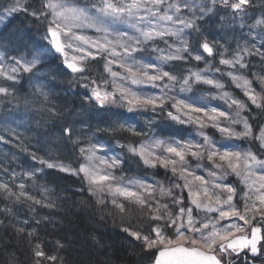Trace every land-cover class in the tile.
<instances>
[{
	"label": "bare ground",
	"instance_id": "bare-ground-1",
	"mask_svg": "<svg viewBox=\"0 0 264 264\" xmlns=\"http://www.w3.org/2000/svg\"><path fill=\"white\" fill-rule=\"evenodd\" d=\"M205 1L214 11V1ZM247 1L250 5V8L242 15L240 9V2H242V0H223L224 5H227L229 12L235 19L239 20L238 24H236V26L233 27L229 32L232 33L234 28H238L239 31L243 33V36L246 35V41L249 42L252 38L257 39L258 44L253 45V47H256L259 51L264 53V30L260 34L256 29L258 21L260 19H264V2L260 3V5H256L253 0ZM78 2L79 0L75 1L68 7H62L63 13L66 15H72V12L79 11L83 14L84 18L87 17L88 19L94 17V26L96 28L99 26H104L105 24H110L112 28L114 27L116 29L114 31L119 32L120 36H124L125 34H134L137 32H172L177 38L178 43L181 44L188 40L186 36L187 28H175L176 23H169L168 15L170 14L171 10L174 9L171 6L175 3L173 0H100L90 3V5H85ZM124 2L130 3L131 8H135V3L139 2L143 9H140L141 13L139 15H133L132 11L127 8ZM34 5L36 6L37 24L40 35L38 33L34 35L35 38L33 39V43H35L36 47L41 45H60L61 41L63 42L65 38H62V36L60 37L59 32L55 30L50 32L49 27H51V25L42 21L41 17L44 15V4L38 0L34 2ZM193 5L194 8L205 9L204 0H193ZM31 17L32 13L27 14L28 19ZM6 28V26L0 25V33L5 31ZM253 31H256V35H250V32ZM54 33L57 34L55 38ZM109 33H113V30H111ZM227 34H221V39H224L223 37H226L225 35ZM5 38L8 39L9 36H5ZM48 38L50 41H48ZM233 39H236V37L234 36ZM9 42V47L11 48L13 57H19L21 53L20 51H23L22 55L25 56L29 53V51H26L27 48L24 49L15 40H10ZM250 43L251 42L248 44ZM229 50L235 53L241 52L238 47H230ZM232 58L233 55L228 52L227 49L224 50L223 59L218 60L214 64L216 68L219 69V71H213L210 75H208V80L213 83L212 85L215 87V90L217 89L216 93H211L213 91L209 87H206V89L202 88V90L193 89L189 91V100H194L198 96H211L212 100L216 101L220 98L225 104H228L230 99H236L231 105H225L224 108H221L220 110L222 112L225 109V115H227V118H223V120L226 119L228 121V119L235 118L224 124H227V127H229L231 131L236 132L238 124H240V122H244L247 125V130L250 132L253 139L251 141L243 140L240 139L236 134L232 137H228L219 134L213 128H205L202 133L208 134L210 140L213 139L212 142L209 143L208 141H205L204 145H206V150H204L201 155L190 156L187 162L189 166H191L193 162H199L198 164H201L203 167L205 163L206 167L210 169V173H212L213 170L222 172L230 171L236 176L234 182L230 183V186L237 193L241 194L243 192V187L256 188L258 193V198L256 200L261 201L264 199V179L258 176L259 171L257 170L259 169L256 164L251 161L246 165L245 169L252 175V177L249 178L247 175L243 174L244 169L242 167L232 168L231 163H227V157L229 154L235 153L236 157L240 158L242 156V150L246 148H258L259 143L264 148V100L262 101L259 99H253L251 96L238 99V97L245 94L246 90L256 89L264 92V55L261 57L259 62L260 69L258 68V65H251L249 63L243 64V62L232 61ZM134 60L138 62V57H134ZM104 62L105 61H102V65ZM106 62L111 64L109 57L106 58ZM109 68H111V65L105 67V69ZM35 69L36 68L33 66L29 67L28 73L26 75L24 73H19L16 75L12 74L13 76L23 80L20 85H13L11 79L8 77L6 78L5 75L0 76V87L7 93H10L13 90L12 95L9 97L7 108L15 118H13L10 123H0V148H5L7 154L14 156V158H12L9 163H0V179L8 186H0V230H3L2 228L7 226L15 227V224L20 216V219H30V216L26 215L30 213L26 212L14 219L15 222L12 221V217L10 216H16L21 211H25V205H28L29 203H39L40 206H42L40 197L43 198V195L41 191L47 189V187L42 183V180H45L47 177L61 180L58 174L70 176L68 177L69 179L65 181V183L69 186V189L67 190V195L69 196L75 195L73 190L75 187L74 178H76L78 183L81 182L83 187L80 190L87 194V198L90 201L94 200L96 205L103 207L99 212V214L103 215L102 218H105L107 208L114 207L116 210L125 208V210H128L130 214L134 215L141 221L144 220V217L139 214L141 212L138 213L136 211L140 210V204L134 196L132 197L130 193H126L124 189L128 188L132 183L135 186H138V189L140 190V183L138 181L141 179L147 180L150 182V184L152 183L155 186H160V180L154 178V175L151 173H142L139 170L140 166L155 171L161 175H167V172H169L179 176L180 178L191 179L185 174L187 164L184 162H176L178 166L170 163L169 161L162 162V164L160 162H153L152 152L149 150L147 144L144 143V136L146 135V132L143 130L142 126H138L132 130V134L136 141L128 142L131 145L125 150L126 153L123 157L119 152H110L113 159L120 162L121 165L118 166L117 164H113L112 167H104V169L101 170L103 171L102 183H97L96 180L91 179V177L87 175L81 174V172L76 174V171L79 169V165L86 158V155H89L94 149H96L98 140H114L112 135L102 134V128L99 121V116L101 114L107 113L112 117L130 120L138 115H141L142 117H148L153 113V111L159 110L160 107H144L139 104H132V102L129 100L114 101L115 99L119 98L120 95L114 97L112 100L97 102L95 99H98L97 96L99 94H97V92L99 90L94 93L92 92V87L83 86V84L78 81L77 92L81 95L80 97L82 99L78 101L77 104L82 107V117L79 115L73 116L68 123V129L66 128L63 131L64 133H61L60 118H63V116L65 117L64 114L63 116H52L53 110L50 111L49 109L43 110L42 108H34V120H36L40 115L43 118L48 119V121L49 118H51V121L47 123L46 120L39 119L38 123H33L27 118L26 112L20 111L21 104L38 105L41 102L38 99L39 97L33 84L34 79L40 75L36 71L37 69ZM227 77L228 79L232 80L228 83V85L226 83L222 84L220 79H225ZM118 78L123 83L125 90H129L130 86H132L133 90L144 99H148V97L153 94V91L149 90L153 88L151 85L147 84L145 88V85L142 81L138 82L136 79H128L127 75H121L118 76ZM110 79H113V76H111ZM54 82L55 81L48 79L46 86L49 87ZM166 88V90L159 94L160 97L157 99H164L162 103L165 104V106L163 107L168 108L167 105L178 103L180 100V95H182L183 91L178 89V87H172L171 85H166ZM224 90H227L228 94L223 95ZM217 94L220 96H217ZM154 101H156V99ZM45 103L49 104L50 102L45 101ZM55 104L59 106V104ZM51 107H53V104ZM48 113L50 114V117H48ZM167 113L171 114L173 112L169 110ZM170 114L165 120V123H167L170 128L161 125L159 122H157L158 120H156L153 125L163 134L175 136L178 135V133L172 129L177 127L178 124L176 123V120L170 117ZM44 122L45 124L43 126H45L46 129H52L56 135L58 134V138L60 139L68 138L69 134L74 136L70 143H68V141L61 142L60 149H62V151H60V153L69 154L70 157L68 159L65 157L55 156L54 154H49L43 150L42 147H46L48 144L43 143L41 137L42 133H40L41 129H43L40 124ZM79 122L81 123L80 125ZM224 124L222 122H217L215 125H217L216 128L219 129L224 126ZM190 127L194 129L193 126ZM16 130H18L20 134L17 137H12L16 136ZM257 133L258 137L255 139ZM180 135H182V138L186 141L189 137L194 135V131L185 130L183 134ZM75 136H77V138H75ZM232 139L234 141V149L230 147ZM210 159L212 160L211 166L209 165ZM35 160L40 163L41 169L43 170L35 171L32 169L30 164ZM123 160H133L136 162V164L133 168L130 167V169L125 170L122 167L124 162ZM132 169L134 171H131ZM19 174H24L23 181L20 180ZM217 174L220 179L223 180L218 172ZM256 181H261L262 184L257 186ZM104 182H108L110 185L106 186V183ZM121 182H125L123 185L124 188H118L116 191V186L113 184L118 183L119 185ZM210 183L214 184L213 181H210ZM101 184L103 187H100ZM191 187L193 189H191L193 192L192 197L200 198L201 191L199 183H195L194 185L191 184ZM220 192L224 196L227 194L224 189H220ZM150 193L155 194L156 192L154 193L152 190ZM174 194H176L180 201H183L184 196L183 193H181V190H177V192H171L170 195ZM163 196L166 195L163 194ZM58 197L61 198L62 196L59 195ZM43 203H45V200H43ZM250 203L252 202H248V205H245L242 208V211L250 209L252 205ZM224 204L227 205V201H225ZM193 205L198 206V203L195 201ZM132 206L136 210L133 209ZM237 206L239 209L238 204ZM189 209L190 206L183 207L184 212L188 211ZM223 211L224 209L222 206H215L211 201H208L206 202V206L203 208L198 220H196V222L199 224L184 226L183 230H180L179 227L176 226L174 234H184L190 239L192 237L199 238L200 240L204 235H211L212 238L210 240H206V242L214 248L216 246L215 236H220V234L213 232L212 229L204 228L216 225L217 223L213 222V220ZM221 218L226 219L224 216H221ZM155 219L158 220V217ZM26 222L30 223L28 220ZM243 224H249L250 227L260 229L262 226H264V220L252 219L243 222L242 225ZM250 227H247L248 231H250ZM151 228H153V225ZM230 228L231 227L228 229ZM230 230H232V228ZM158 233L162 232L158 231ZM136 234L140 233L138 232ZM259 234L260 237L257 240L264 242V230H259ZM162 236L165 237L164 235ZM235 240L236 238L231 236L229 237L228 243L232 245V242H235ZM32 244V241L26 243V247L31 251ZM183 247L186 250L196 248L205 253L213 254L214 259L220 264L229 262H231V264H235V262L239 264H249L250 258L252 257L254 251L253 245H248L247 247L239 245L234 247L232 248V250H234L231 254L232 259L229 261L221 258V248H218L217 246L210 251L196 245ZM165 248L169 247H160V249L163 250ZM247 248L252 249V251H247ZM34 251V259L41 260L45 258L40 245L36 244L34 246ZM191 252H193V250H191L190 253ZM178 254L183 256L186 254V251H179ZM169 259L173 261V259L178 258L163 256L158 258V262H154L155 259L152 262L151 259L149 261L150 263L148 262L145 264H158L159 262ZM7 264H10V262H7Z\"/></svg>",
	"mask_w": 264,
	"mask_h": 264
},
{
	"label": "trees",
	"instance_id": "trees-1",
	"mask_svg": "<svg viewBox=\"0 0 264 264\" xmlns=\"http://www.w3.org/2000/svg\"><path fill=\"white\" fill-rule=\"evenodd\" d=\"M96 1L87 0V3L90 4ZM232 16L227 7L216 9L214 14L207 15L204 19L199 20L194 28L196 32L191 34V40L189 41L194 46L204 41H209L215 49L219 48L220 50L226 45L235 47L239 44L243 33L238 28H234L232 33L229 32L236 25L231 21ZM21 21H13L7 26L8 30L13 33L12 40H15L24 49L27 48L26 51L36 52L39 48L33 43V39L36 33L39 34L38 24L33 19H22ZM221 34L227 35L223 37L224 39H221ZM234 36L236 39L240 38L236 40L233 39ZM263 55V52H261V55L256 52L250 57L249 64L258 65L260 69L259 62ZM87 60L85 67L89 72L98 73L103 71L102 58ZM172 67L177 69L178 65L173 63ZM45 69L49 73L45 77V91L48 95L45 92V98L38 96L41 101L38 105L21 104L20 111L26 112L27 118L33 123H38L39 119L46 120L47 123L51 121V118L48 121V119L40 115L34 120V108L53 110L52 116H63L64 114L65 117L60 118L61 133H64L63 131L66 128L68 129V123L73 116L79 115L82 117V107L77 104L80 100L77 92V81L72 75L69 76V73L60 65L57 59L47 62ZM88 70H86V79L90 77ZM48 79L55 81L49 87L46 86ZM76 92L78 98L71 94ZM45 101L50 103L47 104ZM55 103L59 104V106ZM52 104L53 107H51ZM7 115L8 118L13 120L12 114L9 113ZM48 115L50 117L49 113ZM125 120L112 117L107 113L101 114L99 121L102 134L112 135L114 140L118 139L122 144L136 141L129 127L131 123ZM159 123L163 126L168 125L162 121H159ZM44 124L45 122L40 124L43 127L40 133H42L43 143L48 144L46 147H42L43 150L49 154L68 159L70 157L69 154L60 153L62 151L60 149L61 142L68 141L70 143L74 136L69 134L68 138L60 139L58 134L56 135L52 129H46L43 126ZM151 126L155 127L154 125ZM174 130L180 134L178 128L174 127ZM114 140L106 141L112 142ZM118 149L123 157L126 153L125 149L122 147H118ZM12 158H14L13 155L7 154L6 149L1 148L0 163H9ZM34 162H37V160ZM135 164L136 162L133 160H126L123 162L122 167L127 170L130 167L133 168ZM30 165L33 169V164L31 163ZM139 170L142 173H151L154 178L160 180V186H153L144 190L138 189V195L142 199L143 205L140 206V210H136L133 206L132 208L138 213H142H139L144 217L142 221L130 214L125 208L116 210L114 207L107 208V206L106 216L102 218L103 215L99 214V212L103 207L96 205L94 200L90 201L87 198V194L80 190L83 187L81 182L78 183L76 178H74V196L67 195L69 186L65 181L70 176L58 174L61 180L51 177L42 180V183L47 187V189L41 191V193L43 192V198L40 197L42 206L39 203H29L25 205V211H21L18 215H8L15 222L14 219L18 218L22 213H30L26 214L30 216V219H27L30 223H27L24 218L20 219V216L15 227L7 226L0 230V264H7V262H10V264L148 263L153 258L156 249H150L145 242L139 238H134L132 234L139 232L150 240H154V235L151 233L153 225L154 229L164 232L166 237L175 238L174 230L178 225L172 221L174 217L177 218L183 213V207L187 205V196L183 194L184 200L180 204L171 203L169 199H165L163 194L167 196L171 192H177L174 186L176 182L172 180L175 175L169 172H167V175H161L141 166ZM131 171L134 170L132 169ZM152 190L156 193H150ZM59 195L62 197L59 198ZM43 200H45V203H43ZM187 214H192V217L196 216V208L186 211L184 216ZM156 217H158V220L155 219ZM190 222L189 220L188 223ZM31 241L33 243V252L26 247V243ZM36 244L41 246L45 255V258L41 260L34 259V246Z\"/></svg>",
	"mask_w": 264,
	"mask_h": 264
},
{
	"label": "rangeland",
	"instance_id": "rangeland-1",
	"mask_svg": "<svg viewBox=\"0 0 264 264\" xmlns=\"http://www.w3.org/2000/svg\"><path fill=\"white\" fill-rule=\"evenodd\" d=\"M23 3H24L23 0H9L8 4L10 5L11 9L9 10V12H7V14L10 13L11 15V13H15L23 10ZM124 4L127 6V8H129L132 11L133 15H139L141 13L140 9H143V7L139 4V2L135 3V8H131L130 3L128 2H124ZM43 7H44L43 10L44 15L41 17L42 21L47 22L51 25V27H49L50 32H53V30H55L59 32L60 37L62 36V38L63 37L65 38L63 42L61 41L62 46L60 47V50H62L64 52V55H66L65 56L66 58L64 57V60H67L69 58L70 60L68 63L71 62L74 64L72 67L83 66L86 60L91 59L92 58L91 56H94L95 53H99L100 55L104 56L105 60L106 57H109L112 60V64L105 63V65H103L102 72L94 73L88 71L90 73V77L82 81L83 84H90L91 86H93L92 92L95 93L96 91L99 90L97 92V94H99L97 96L98 99L94 98L97 102H104V100L105 101L112 100L114 97L120 95V97L115 99L114 101L129 100V101H133L134 104H149V106H159L160 110H162V108H165L163 107L165 106V104L162 103L164 99H157L160 97L159 94L161 93L160 91H158V89H155L153 94H151L148 97V99H144L136 91L133 90L132 86H130L129 89L130 92L128 89L125 90L123 83L118 78V76L127 75L128 79H130L131 77L130 72H133L135 76H142L145 78H156L157 77L156 74L150 71L151 67L156 66L153 59H145V60L138 59L137 62L136 60H134L135 56L133 53L129 54L128 52L120 49L119 40L121 39V36L119 35V32L114 31L116 29L114 27L112 28L110 24H105L104 26H99L100 28L99 27L96 28L94 26V20H95L94 17L87 19V17L84 18L80 16L81 15L80 13L75 15L73 14L66 15L63 14V11L61 12L60 10L59 12H56V10L58 9L55 8L49 2V0L48 3L45 4ZM28 10L29 8H26L25 11L28 12ZM32 16L37 18L35 14H32ZM111 30H113V33H109L111 32ZM141 34H142L141 32L131 34V36L128 37L127 39L129 42H132L134 36L138 39L141 36ZM253 34L256 35V31L250 32V35ZM48 41H50L49 38ZM252 41H255V39L252 38L251 41H249L252 43V45L251 43L248 44L249 43L248 41H243V43L238 44L241 52L248 51L251 54V51L253 50L252 48L253 43L254 45L257 44V42H252ZM131 46L132 44L130 45L125 44L122 47H125L124 49L128 50L127 48H130ZM231 53L233 55V58H235V61L244 59V56L241 55V53L240 54L235 52H231ZM45 54L50 55L49 53H45ZM119 54L124 55L122 59H119L120 57ZM71 57L76 62H74ZM34 59H36V61L37 60L40 61L42 57L41 55H36ZM82 59L83 61L80 64ZM119 60L122 61V64L116 63ZM31 63L32 61H26V60H15L11 62L10 60L1 61L0 58V76L5 75L6 78L7 77L10 78L14 85L16 82L19 81V79L16 77V80H14L15 78L12 79V76L10 75L11 74L16 75V73L26 74L27 71L29 70V67L31 66ZM110 65H112L111 68L105 69V67H108ZM117 66H119L120 68H117ZM157 69L160 71L159 67H157ZM82 71H84V69H81L79 72ZM111 76H113V79H110ZM81 80L82 78L79 79V81ZM227 80L228 78L226 79L225 82H227ZM202 82L205 83L204 86H206V84L213 86L212 85L213 83H210L209 81L202 80ZM157 84H158L157 82H154L152 85L156 86ZM185 84L186 85L183 86V88L185 87V89L182 95H180V100L178 101V103L167 105L168 111L171 110V112L173 113L170 114L166 112L165 115L169 116L170 114L171 117L173 114L174 120L180 121L183 124L188 125L189 127L193 126L194 135L192 137H189L185 142H183L180 139H177V141L175 142H168L167 139H160L159 136H150L147 140H145V142L149 150L152 152L153 162L154 161L165 162L173 156L182 158L192 152H195L196 147L194 146L195 144L194 142L197 143V146L201 145L202 141L198 138L201 136L200 133L203 132L205 128H216L217 125L215 124L217 122H222L224 124L235 119V118L228 119V121L226 119L223 120V118H227V115H225V109L222 112L213 111L217 107V105L213 102L211 96H204V97L198 96L194 100H189V94H190L189 91L191 89L190 77L188 80H185ZM187 84H189V87L187 86ZM192 86L202 88L201 86L197 85L195 82L192 83ZM71 94L74 95L76 98L81 96L79 94V96L77 97V92ZM9 96H10L9 93L0 90L1 100L8 99ZM248 96H251L254 99H259L262 101L264 100L261 99L264 96L263 92L261 90H256V89L246 90L245 94L241 95L240 98L238 99H243L244 97H248ZM155 99L156 101H154ZM146 101H148L149 103ZM0 113L3 114L10 113V111L6 107H4V105L1 102H0ZM156 119L151 120V123L155 122ZM11 120H12L11 118H6L4 121L10 123ZM224 126L226 127L227 124L226 125L224 124ZM229 131L230 129L227 128L225 130V133H229ZM109 149L110 148H107L106 146L102 145V143H97L96 149H94L89 155H86V158L80 164L82 165L80 169L81 174L91 177V179L96 180L97 183H102L103 171L101 170H103L104 167H112V165L114 164L113 157L111 156L110 152L107 151ZM251 155L252 154H247V152L243 151L242 157L245 156L244 158L239 159L236 162L234 161L233 157H228L227 161L231 160V162L234 163L232 168H238L240 160L242 166H244L245 161L249 157H251ZM257 171H259L258 176L264 179L263 169L259 168V170ZM214 173L215 172H212V175H214ZM244 175H247L249 178L252 177V175L247 170L244 172ZM193 177L194 179L192 180L183 178L181 180V187L178 188V190H181V193L187 196V200L192 204L195 202V199L191 197L193 193L192 192L193 189L192 190L189 189L188 183H191L193 185L195 183H199L201 192L204 190L207 183V178L200 176H193ZM208 179L211 178L208 177ZM214 180L220 183L221 179L217 177L216 179H212L211 181ZM104 183H106V186L110 185L108 182H104ZM124 183L121 182L119 185L118 183L113 184L114 186H116L115 187L116 191L118 190V188L120 189L121 187H123ZM260 184H262L261 181H256L257 186H259ZM208 185H211V183L209 182ZM0 186L8 187L7 184H5V182L3 183L1 181V179H0ZM100 187H103L102 184ZM135 187L136 186L131 183L128 188L124 189V191L126 193H130L132 197L134 196L137 199L140 206H142L143 201L138 195L139 193ZM244 188L246 189L245 190L243 189V192L241 193L243 199H241L239 204L237 200L238 197L234 198L235 204H233L232 200L229 198L230 195L226 194L225 196L227 198L225 200L227 201V205H225L224 202L223 204L227 206V209H229L228 213H226L224 216L228 221H226L222 225L225 231L220 230L217 224L220 234H224L225 236H227L224 237L222 241L229 238L232 235L244 234L242 233V231L246 230L247 227H250V225L249 224L242 225L243 222L252 219L264 220V199L261 201L256 200L258 198V193L255 192L256 188H251V187H244ZM169 196H175L176 199L179 200L176 194ZM218 200H219L218 198L212 196L211 202L214 205H218ZM248 202H252L250 203L252 204L250 209L242 211V208L245 205H248L247 204ZM237 204L239 205V209ZM189 217H191V215ZM239 220L242 222L241 224L240 222H238ZM194 223H197L195 219H193V221L188 224H194ZM229 227H231L232 230H230L231 228L228 229ZM263 228L264 226H262L260 229L263 230ZM132 236L136 239L139 238L141 241L145 242L150 249H160V247H170L171 245H175V244H184L186 246L196 245L208 251L216 247L215 246L213 248L212 246H210V244H207L206 242L195 244L197 242H193V241H201V240L199 238H197L198 240H196L192 237L190 239L187 235H183L182 237H178V238H169L166 236L165 237L160 236L159 233L157 232L156 236H154V238L156 239L154 240H147L148 237H144L141 234L133 233ZM247 250H250V248H247ZM231 253L233 252H228V253L226 252L224 258L227 256L230 257ZM221 257L223 258V256ZM225 264H229V263H225Z\"/></svg>",
	"mask_w": 264,
	"mask_h": 264
},
{
	"label": "water",
	"instance_id": "water-1",
	"mask_svg": "<svg viewBox=\"0 0 264 264\" xmlns=\"http://www.w3.org/2000/svg\"><path fill=\"white\" fill-rule=\"evenodd\" d=\"M240 238H236L235 242H232L233 244L238 242ZM243 239H241L242 241ZM232 245L227 243V247L229 249L232 248ZM226 245V244H225ZM184 245L178 244L177 246L174 247H169L163 249H159L156 254H155V261L158 262L159 257H173V258H178V259H173V261L169 260H164L162 262H159L158 264H220L218 261L214 259L213 254L210 253H205L199 249H191L193 252L190 253L191 250H186L183 247ZM223 245L218 246V248L222 249ZM179 251H186V254L179 255ZM169 253V254H168ZM153 259V260H154ZM153 262V261H152Z\"/></svg>",
	"mask_w": 264,
	"mask_h": 264
}]
</instances>
